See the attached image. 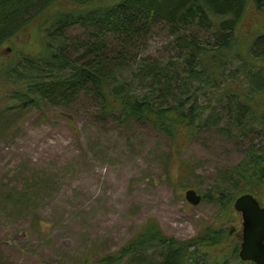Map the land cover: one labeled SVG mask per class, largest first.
<instances>
[{"label": "trees", "instance_id": "obj_1", "mask_svg": "<svg viewBox=\"0 0 264 264\" xmlns=\"http://www.w3.org/2000/svg\"><path fill=\"white\" fill-rule=\"evenodd\" d=\"M250 3L264 12V0H0V49L41 19L32 44L0 62V129L85 92L121 124L162 132L178 154L204 129L253 135L213 189L234 216L238 195L264 191V31L238 34ZM156 26L172 36L164 58L143 55ZM230 231L207 225L182 240L149 220L89 264H256L240 258V231Z\"/></svg>", "mask_w": 264, "mask_h": 264}, {"label": "rangeland", "instance_id": "obj_2", "mask_svg": "<svg viewBox=\"0 0 264 264\" xmlns=\"http://www.w3.org/2000/svg\"><path fill=\"white\" fill-rule=\"evenodd\" d=\"M40 21L1 47L0 62L32 44ZM263 31L264 12L250 3L238 34ZM171 40L156 26L143 55L164 58ZM101 108L82 92L0 129V264H84L87 257L89 264L118 251L149 220L182 240L207 225L241 232L240 214L223 213L213 189L257 137L233 138L212 127L178 154L149 124L123 125ZM190 188L203 195L199 205L187 201ZM257 198L264 205V191Z\"/></svg>", "mask_w": 264, "mask_h": 264}, {"label": "water", "instance_id": "obj_3", "mask_svg": "<svg viewBox=\"0 0 264 264\" xmlns=\"http://www.w3.org/2000/svg\"><path fill=\"white\" fill-rule=\"evenodd\" d=\"M185 197L192 205H199L203 201V195L194 188L187 189ZM233 209L242 218L240 258L243 261L264 264V205L256 195L245 192L235 198Z\"/></svg>", "mask_w": 264, "mask_h": 264}]
</instances>
